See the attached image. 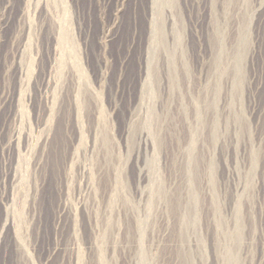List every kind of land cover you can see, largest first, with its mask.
<instances>
[{
  "label": "rangeland",
  "instance_id": "374dc122",
  "mask_svg": "<svg viewBox=\"0 0 264 264\" xmlns=\"http://www.w3.org/2000/svg\"><path fill=\"white\" fill-rule=\"evenodd\" d=\"M38 6L0 0V264H264V0Z\"/></svg>",
  "mask_w": 264,
  "mask_h": 264
},
{
  "label": "bare ground",
  "instance_id": "6f19581e",
  "mask_svg": "<svg viewBox=\"0 0 264 264\" xmlns=\"http://www.w3.org/2000/svg\"><path fill=\"white\" fill-rule=\"evenodd\" d=\"M23 2L25 3V8H29V7H37L39 5V0H23ZM39 7V6H38ZM40 8V7H39ZM21 75V74H20Z\"/></svg>",
  "mask_w": 264,
  "mask_h": 264
}]
</instances>
